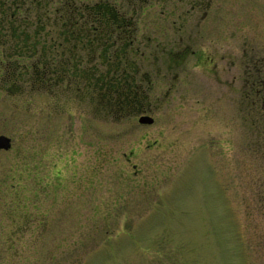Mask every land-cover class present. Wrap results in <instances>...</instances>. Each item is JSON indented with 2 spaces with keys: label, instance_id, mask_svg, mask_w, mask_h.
Returning a JSON list of instances; mask_svg holds the SVG:
<instances>
[{
  "label": "rangeland",
  "instance_id": "374dc122",
  "mask_svg": "<svg viewBox=\"0 0 264 264\" xmlns=\"http://www.w3.org/2000/svg\"><path fill=\"white\" fill-rule=\"evenodd\" d=\"M110 1L136 14L153 123L0 90V134L11 139L0 149V264H264V163L246 153L237 112L243 54L264 51V0L223 1L222 80L194 52L218 46L215 33L194 28L182 50L179 22L153 25L136 1ZM178 2L149 3L162 19Z\"/></svg>",
  "mask_w": 264,
  "mask_h": 264
},
{
  "label": "trees",
  "instance_id": "16d2710c",
  "mask_svg": "<svg viewBox=\"0 0 264 264\" xmlns=\"http://www.w3.org/2000/svg\"><path fill=\"white\" fill-rule=\"evenodd\" d=\"M67 1L70 5L54 7L48 0H0V90L10 95L26 88L44 91L64 105L67 101L88 104L103 119L131 116L146 100L143 88L133 83L134 77L117 69L115 59L111 69L81 66V61L90 58L83 57L85 52L88 56L97 51L98 56L107 54L105 38L115 32L117 18L109 9L82 8ZM81 74L84 79L72 81ZM245 124L252 146L246 153L261 168L264 117H248ZM257 194L263 201L264 190Z\"/></svg>",
  "mask_w": 264,
  "mask_h": 264
},
{
  "label": "flooded vegetation",
  "instance_id": "af4514ba",
  "mask_svg": "<svg viewBox=\"0 0 264 264\" xmlns=\"http://www.w3.org/2000/svg\"><path fill=\"white\" fill-rule=\"evenodd\" d=\"M71 1H73L74 4L81 6L82 8H95L101 10L109 9L117 18V26L115 32H113L108 38H105L108 41L107 54H101V56H98L99 54L97 51L92 56H88L85 52L83 57L90 58L88 62L81 61V66H97L99 69H111L112 66H115V63H118L119 68L117 69L124 70V72H127L132 78L134 77L133 83L140 85L145 93V103L140 106L139 110H137L133 114H130L131 116L129 117L137 116L138 121V117L140 115H150L146 113V111H149L151 108V80L146 75V73L141 72L140 62H138L139 58L143 59V53H145V49L147 48V46L142 45L144 40L142 41L140 39L141 36L137 35V32H139V27L138 25H136V14H125L122 11V8L116 2H112L110 0H99L94 2L85 0ZM134 1L139 4L136 5L141 8L142 14L147 13L148 16L150 15L149 17L153 25L157 24L158 21H170L173 26L176 22H179L180 25L177 29L179 38L177 43H180V41H182L183 43V40H187V42L189 41V44L186 43L182 50L187 51V46L192 45L190 43L191 40L189 39H192L194 28H196V33H198L200 36H202V33L205 32L215 33V43L217 44H219L222 40H226L229 36V33L227 31V24L230 21V8L223 4L224 0H179L178 3L180 4V6L177 9L167 8V10H165L164 7L160 9V15L163 16L162 19H159L158 16L154 15V9L152 10L151 6L152 4L149 3L150 0H145V2L144 0ZM67 2V0H48V3L54 7H62L65 4L70 5V3ZM144 10L146 11V13L144 12ZM193 15H195V18L193 19L194 23H190L187 25V19H191V16ZM216 17L217 19H215ZM86 18L89 19V17ZM226 18L228 20H226ZM219 21L225 23L221 26H218ZM200 26L201 29L199 28ZM217 34L221 35V40L217 38ZM147 40L148 39H146L145 42L146 44ZM156 44H162L161 46L165 45L162 42H157ZM101 45L105 46V44ZM219 45L214 46L213 48H211V50L207 49L208 51L196 50L194 52L197 54V67H200L204 71L211 72V75L215 79L222 80V73L225 72L223 62L228 61L231 58V53L228 50V47H225V49L223 50L221 48L222 45ZM164 47H161V51L159 52L160 55H163L165 53L163 52ZM218 47H220L222 51H220ZM254 48L255 49L251 48L252 54L248 58V55L243 54L245 62L242 76V85L240 89H238L239 97L237 101V112L245 131L244 149L252 147L250 145V142L248 141L251 133L245 124V119L248 117H264V51L258 50L260 48V45H256V47ZM253 51H259L261 52V55L255 56ZM153 53L154 51H152L150 55ZM177 53L178 52H176V54ZM159 54L153 59H159ZM104 56H107V59ZM114 59L117 60V62L111 64ZM84 77L85 76L81 74L80 76H78V78L76 77L75 79H72V81L77 79L82 80L84 79ZM254 146L256 147L258 145L254 144Z\"/></svg>",
  "mask_w": 264,
  "mask_h": 264
},
{
  "label": "water",
  "instance_id": "95a60500",
  "mask_svg": "<svg viewBox=\"0 0 264 264\" xmlns=\"http://www.w3.org/2000/svg\"><path fill=\"white\" fill-rule=\"evenodd\" d=\"M138 122L141 124L153 123V117L142 114L138 117ZM11 147V139L7 135L0 134V149L7 150Z\"/></svg>",
  "mask_w": 264,
  "mask_h": 264
}]
</instances>
